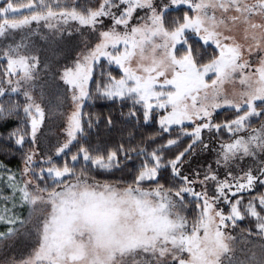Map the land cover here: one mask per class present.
Returning <instances> with one entry per match:
<instances>
[{
  "label": "snow or ice",
  "instance_id": "6c2138e0",
  "mask_svg": "<svg viewBox=\"0 0 264 264\" xmlns=\"http://www.w3.org/2000/svg\"><path fill=\"white\" fill-rule=\"evenodd\" d=\"M0 157V264H264V0H0Z\"/></svg>",
  "mask_w": 264,
  "mask_h": 264
},
{
  "label": "trees",
  "instance_id": "16d2710c",
  "mask_svg": "<svg viewBox=\"0 0 264 264\" xmlns=\"http://www.w3.org/2000/svg\"><path fill=\"white\" fill-rule=\"evenodd\" d=\"M118 105H113L112 102L109 101H97L95 102L91 107L87 108V112L91 113L94 117L99 116L101 119V122H103V119L105 116L112 114L113 116H118ZM121 127L122 125L118 126L115 129H105L103 127V124L101 123V128H100V134L101 135H106L114 139H119L121 135ZM94 132L96 130H93ZM0 159H3V157H0ZM18 161H13L11 167H15L16 163Z\"/></svg>",
  "mask_w": 264,
  "mask_h": 264
}]
</instances>
